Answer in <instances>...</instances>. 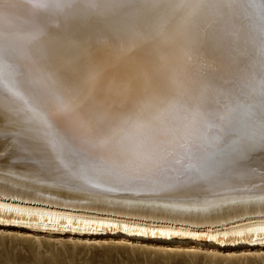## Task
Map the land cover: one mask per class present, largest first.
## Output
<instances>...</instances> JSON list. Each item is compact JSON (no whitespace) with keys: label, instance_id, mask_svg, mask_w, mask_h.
<instances>
[{"label":"snow or ice","instance_id":"1","mask_svg":"<svg viewBox=\"0 0 264 264\" xmlns=\"http://www.w3.org/2000/svg\"><path fill=\"white\" fill-rule=\"evenodd\" d=\"M18 3L31 65L18 55L16 26L0 25V95L86 171L117 181L264 171V0ZM5 14L16 8L0 0ZM225 23L239 30L221 53ZM125 58L126 71H107Z\"/></svg>","mask_w":264,"mask_h":264},{"label":"bare ground","instance_id":"2","mask_svg":"<svg viewBox=\"0 0 264 264\" xmlns=\"http://www.w3.org/2000/svg\"><path fill=\"white\" fill-rule=\"evenodd\" d=\"M5 4L16 8V16L5 14L0 25L16 26L18 55L30 66L31 56L22 42L32 29L18 0ZM73 22L87 23L85 17ZM238 30L239 25L224 24V38L217 42L221 53ZM249 32L254 34V22L249 23ZM92 36L95 40L98 34ZM127 64L125 58L110 64L107 71L119 76ZM221 67L227 76L233 62L226 56ZM208 70L221 68L212 65ZM0 228L58 239H106V243L169 249L188 246L189 251L204 249L203 242L210 244L205 249L264 250V171L237 167L200 177L170 173L146 181L100 179L86 171L77 157L53 148L31 131L20 105L4 94L0 95ZM231 241L247 246L219 245Z\"/></svg>","mask_w":264,"mask_h":264},{"label":"rangeland","instance_id":"3","mask_svg":"<svg viewBox=\"0 0 264 264\" xmlns=\"http://www.w3.org/2000/svg\"><path fill=\"white\" fill-rule=\"evenodd\" d=\"M0 229V264H264L261 249L240 252L201 246L204 249L189 251L188 246L169 249L141 243H106V239H58L51 234H17Z\"/></svg>","mask_w":264,"mask_h":264},{"label":"water","instance_id":"4","mask_svg":"<svg viewBox=\"0 0 264 264\" xmlns=\"http://www.w3.org/2000/svg\"><path fill=\"white\" fill-rule=\"evenodd\" d=\"M137 236H140V235H137ZM142 236L144 237V235H142ZM158 240H160V239H158ZM165 242H171V240H165ZM230 243H231L230 245H225V244H223V243L220 242L219 245H220V247L239 246V245L247 246V245H244V244H240L238 242H235L234 243V242L231 241ZM200 246H210V244L203 242L202 244H200ZM248 246H250V245H248Z\"/></svg>","mask_w":264,"mask_h":264}]
</instances>
